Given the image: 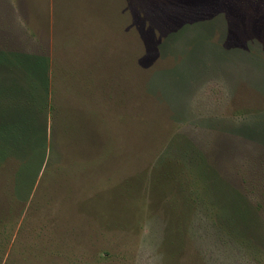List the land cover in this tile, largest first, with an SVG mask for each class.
I'll use <instances>...</instances> for the list:
<instances>
[{
	"label": "rangeland",
	"instance_id": "374dc122",
	"mask_svg": "<svg viewBox=\"0 0 264 264\" xmlns=\"http://www.w3.org/2000/svg\"><path fill=\"white\" fill-rule=\"evenodd\" d=\"M0 264H264V0H0Z\"/></svg>",
	"mask_w": 264,
	"mask_h": 264
},
{
	"label": "trees",
	"instance_id": "16d2710c",
	"mask_svg": "<svg viewBox=\"0 0 264 264\" xmlns=\"http://www.w3.org/2000/svg\"><path fill=\"white\" fill-rule=\"evenodd\" d=\"M20 63H19V66H17L18 68L20 67ZM28 71L29 70H27V73H28ZM42 75H43V71H42ZM45 76H46V73H45ZM43 80V78H38V80L37 81H41V82H43L42 81ZM43 84L41 83L40 84V86H42ZM30 93V92H29ZM27 100H31V98L28 96L27 97ZM29 102V101H28ZM47 110L49 111V112H51V110H53V106L50 104L49 105V103L47 102ZM23 113H24V116H21L20 118H22L23 120H21L22 121V124L20 125V127H26L25 129H21V131H26V132H29L28 134H31L30 133V129L32 128V124L31 123H29L28 121H27V119H26V115H25V111H23ZM33 129V128H32ZM30 130V131H29ZM26 136H28V135H26Z\"/></svg>",
	"mask_w": 264,
	"mask_h": 264
}]
</instances>
